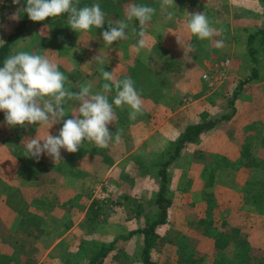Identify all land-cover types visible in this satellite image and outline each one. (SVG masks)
<instances>
[{"label": "rangeland", "instance_id": "rangeland-1", "mask_svg": "<svg viewBox=\"0 0 264 264\" xmlns=\"http://www.w3.org/2000/svg\"><path fill=\"white\" fill-rule=\"evenodd\" d=\"M159 2L161 0H110L101 7L106 14L103 28L93 27L91 30L81 33L72 30L67 25V19L61 17L51 18L46 24L29 21L23 34L15 38L12 44V53L27 51L47 55L58 64L59 70L68 77L65 86L75 91L68 72L72 65L74 71L80 69V66L77 61L70 60L67 62V57L74 55V59H77L83 53L90 52V48L99 44L104 45L102 32L108 29L110 21L113 25L117 21H126L129 24L128 29H126L127 39L114 41L112 45H108L115 47L123 54L128 52L132 42L139 40L137 35L139 23L136 22L138 20L127 21L126 9L133 4H143L155 8ZM183 2V8L186 9V21H189L190 13L203 12L214 30L219 33V35H214L211 39L206 40H200L194 36L199 43L198 49L201 51V57L210 60L212 66L207 64L206 68L203 67L202 69V73H208V77L202 75L205 83L201 85V83L198 84L192 80L193 88L198 85L196 87L199 89L197 92L183 88L182 83L185 84L186 79L168 78L163 80L164 82L178 80L177 82L181 84L180 90L175 91L177 92V97L173 102L175 107H178L179 104L190 103V105H195V108L201 109L202 114L195 117L188 116L184 123L191 118L230 116L223 118L215 131V134L222 136L219 138L220 141L212 143V146H206L200 142L196 145V147L201 146L196 154L201 162L200 169H169L168 197L171 201L169 218L168 222L157 226L160 236L152 252L159 262L168 261V264H180V255L183 250L193 247L196 251H206L207 255L203 264H212L215 257L219 256L215 255L218 250L216 248L218 237H221L224 243L227 241V236L239 230L241 234L245 235L246 233L250 241L255 244H264V157H262L264 151L259 152V145H256L258 135L251 139L252 135L259 132L263 135L264 127L252 132L249 129L252 126L248 125L250 122L248 117L251 113L259 114L255 118L261 119V121L264 118L261 103L257 107L260 110L251 111L254 109V98L256 99L259 95L256 94L257 91H261V97L264 99V51H262L264 42L259 43V34L257 33L263 25L264 14L259 0H184ZM21 10V0L20 4H14L13 0H0V42L6 39L8 34L17 26ZM152 20L148 23L149 26H145L144 29L146 40H150L153 33L162 38L165 34L168 36L169 33L175 32L174 28L173 31L171 29L167 33L161 30L153 31ZM172 25H175L174 21ZM179 31L182 36L189 38V30L185 31L181 27ZM179 31L178 34H180ZM251 33L255 35L252 38L253 43L258 46V68L263 78L246 83L244 87L247 93L240 95V91L235 96V91L239 88L238 84L255 66L250 51H248V40ZM220 40H223L224 44L223 47L218 48L216 42ZM147 49L143 48L142 52L147 53ZM209 50L213 54L215 53L212 58L209 55ZM126 77L129 76L116 79L123 80ZM131 78L140 95L146 93L149 88H154L152 85L154 83L156 85L158 81L156 78ZM74 80L77 86L87 83V80L85 81L81 76L73 78ZM98 81L106 82L103 77L99 80L97 78L92 79L91 82L95 88L92 89L93 93L97 92L96 83ZM108 96L110 100L112 93H109ZM233 108L238 111L233 112ZM160 111H156L157 113L152 110L148 111L143 106L142 114L137 115L136 119H131V121H144L149 114V119L159 117L160 120H154L155 123H158L163 118L160 117L163 114ZM72 112L66 109L68 115L65 116V119L72 118ZM186 113L190 115V112ZM180 121L183 122V119ZM244 123L245 129L241 127ZM116 124L112 126V130L115 134L117 131L119 132L120 139L116 141L113 137L106 148L110 147L112 150L114 148L111 147H115V153L120 156L135 146L134 135L137 133V127L130 125L128 121L116 122ZM35 126L38 125L8 126L5 123L4 112L0 111V199L16 193L6 189L11 180H19L16 175L17 169H23L25 165L34 164L35 166L39 162L36 158L25 156V144L27 139L34 138L37 132ZM227 133L233 135L231 142L226 138ZM244 136L245 142L243 141ZM174 140L168 142L167 139L158 137L153 144L155 148L149 150L144 145L140 151L132 154L133 156L127 160V163H121L115 169H106L104 173L88 178L89 190L86 195V206L80 208L84 215L81 214L80 210L76 213L72 234L65 242V245L73 243V247L54 246L51 248L58 238L56 233L66 232L73 225L61 220L57 221L52 215H44L42 209L36 208L34 205L37 195L31 187L27 194V200L31 202L35 216L29 221L28 229L37 230L34 231V234L43 233L47 237L43 238L38 235L29 236L28 239L21 237L20 241L16 238L12 240L8 237H0V264H36L40 260L43 261V264H91V257L95 250L116 236H120L116 249L105 258L104 264H143L140 254L143 236L139 232L129 236V232L144 226L156 217L158 206L152 203L157 191L155 182L158 180L157 169L155 168H157L158 160L167 158L165 156L168 154L167 151L164 152L165 155H162L163 148L174 149ZM248 142L250 143L249 148L253 147L257 151L256 157L251 161L254 162V168L250 169L248 179L253 178L256 182L242 184L239 182L242 181V175L239 173L240 169L237 168L244 159L240 154L234 158L233 156L238 154V150L245 149L246 151ZM91 144L87 143V149L91 148ZM241 145H243L242 148ZM3 147L5 155L2 156ZM95 148L97 147L95 146L92 150L96 152L98 149ZM86 153L90 169L98 167L95 165L97 161L95 163L90 154L87 151ZM99 153L104 154L102 151ZM10 155L17 159L8 160ZM248 156L249 154H245L246 162ZM191 158L185 159V165H188L187 162ZM135 159H141L140 165L143 169H129V163ZM173 165L174 168H178L181 161L177 159ZM107 166L109 168V165H106L104 169ZM40 169L51 168L44 164ZM104 175L108 176L109 183H105L107 185L103 190L99 189L98 184ZM243 176L245 179V174ZM94 194L95 196H93ZM94 199L100 206L98 213L90 208V203ZM201 217L212 218L213 223L200 225L199 219ZM16 226V220L6 224L0 222V227L3 229H14ZM41 229L47 230L48 233H44L45 231H41ZM2 230L0 228V233ZM29 241L31 244H28ZM36 242L38 244H35ZM182 244L190 246L183 249L181 248ZM221 247L224 253L234 254L235 245L232 242H226ZM48 248L51 249L45 253ZM114 252L116 255H113ZM257 254L264 256V249L257 251ZM59 259L65 260L66 263H59ZM181 264L191 263L183 262Z\"/></svg>", "mask_w": 264, "mask_h": 264}, {"label": "crops", "instance_id": "crops-1", "mask_svg": "<svg viewBox=\"0 0 264 264\" xmlns=\"http://www.w3.org/2000/svg\"><path fill=\"white\" fill-rule=\"evenodd\" d=\"M183 1L184 0H175L176 6L170 7L167 10L161 9V2H159L155 6L156 12L154 19L151 22L153 31L161 30L167 33L171 29L173 31L174 28L175 32L169 33L168 36L165 34V36H162V38L159 37V35L153 33V35L150 37V40H146V44H147L146 48H148L147 53L142 52L143 48L137 49L138 40H135L130 45V50L124 54L116 50L115 47H109L106 44L104 45L99 44L95 47L90 48L89 50L90 52L83 53L77 59H74V55L67 57L68 58L67 62H70V60L77 61L79 62V66H80L79 67L80 69L74 71L72 65L71 69L68 72L69 78L73 83L72 85L75 91L79 90V86L75 84L76 79L73 81V78H77L81 76V78H83L85 81L87 80V82L92 81V79L95 78L99 80V78L103 77L100 71L101 68H104L106 71H112L115 78H120L122 76H129V77H144V78L158 79L156 85L155 83L152 85V87L154 88H149L147 92L145 91L146 93L140 95V98L143 102L144 108H146L148 111L152 110L153 112L161 110L160 112H163V114L162 116L160 115V117L163 118L160 122L155 123L154 120H160L159 117L157 116L158 118L156 119L155 118L149 119V114H148L147 117L145 118L146 120L133 122L129 118V112L131 111V109L129 108L128 116L123 122L128 121L130 125L137 127V133L134 135V140L136 144L132 149L127 150L125 153L121 154L120 156L115 153V147H111L114 148L112 150L110 149V147L109 148L97 147L95 149L98 150L95 152L94 150H92V148L95 147V144H91V148L87 149L88 142H85L76 153H69L64 149H61L62 160L57 161L56 163L53 161L52 158H50L46 154L42 155L38 161L49 162L51 169H37L33 177L25 176L24 169H17L16 175L18 176L17 179L19 180L18 181L11 180L9 185H7V189H6L7 191L12 190L15 191L16 193H12V195H8V196L5 195L7 197H5L4 199L3 198L0 199V222L6 224L12 221L14 222L16 220L17 226L14 229L13 228L3 229L2 227H0L1 230L3 229L2 230L3 234L0 233V237H8L11 238L12 240L16 238L19 241L21 237H23L24 239L25 238L28 239L29 236L34 237L36 235L43 238L47 237V235L43 233L34 234V231L37 230L28 229L29 221H31L35 216L34 215L35 213L32 210V204L27 200V194L31 190V187L33 188L32 189L33 191H36L35 195H37V198H35L37 200L34 205L36 208L42 209L44 215L47 216L52 215V217L54 219L56 218L55 220L57 221L61 220L73 225L74 220L76 221V217H75L77 215L76 213H78L80 208L82 209L84 206H86V202H87L86 195H87V191L89 190L88 178L90 176L104 173L106 169L109 170L115 169L116 167H118L119 164L121 165V163L122 164L127 163V160L131 158V156H133L132 154L134 152L140 151L141 148L144 147V145L149 150L155 148L153 144L158 137L159 138L163 137L164 139H167L168 142L175 139L174 143L176 144L178 136L189 123L199 122L201 120H206L208 118H211V117H207V118L202 117L198 119L191 118L188 122L184 123V120L188 116L195 117L196 115L202 114L201 109H199V107L195 108L194 107L195 105H190V103L183 105L179 104L178 107H175V105L173 104V102L176 99L175 97H177V92L175 91L180 90L179 88L181 87V84L177 82L178 80L172 82H166V81L164 82L163 80L168 78L186 79L185 84L182 83L183 88L190 91L193 90V92L195 91L197 92L199 90L198 88H196L198 85H196V87L194 86L193 88L192 80H195L198 84L201 83V85L205 83L203 80L204 77L202 76L203 75L202 69L207 64H210L212 66L210 60L201 57V51L200 49H198L199 43L196 41L194 36L190 33L189 38H187L184 35L182 36L181 32L179 31L181 27L183 28V30L185 29V31L188 30L187 29L188 21H186L187 19L186 9L183 8L184 7ZM262 8L264 14L263 5ZM168 12L173 13L172 19L170 20L167 18ZM173 21L175 25H172ZM136 22L139 23V21ZM146 26H149V24H147ZM260 28L258 29V31L260 30ZM178 31L180 32V34H178ZM258 31L257 33L259 34L258 37L259 43H262L264 42V38H262V35ZM252 35L253 33L249 35V38ZM177 36L181 38L182 43H184L186 46L191 47L192 50L188 53V55L185 56L183 48L178 43ZM253 37L254 36H252L251 38ZM248 41H249L248 51H250L251 57L255 62V66L251 69V72L244 79H247L249 76H251L253 71H256V75H255L256 77L247 80L246 82H244L242 86H239L238 84L239 88L237 91L238 94L241 91L240 95L241 94L244 95L247 93L244 87L246 83H249L250 81L256 79H262L264 76V75L261 76L260 69L258 68V63H259L258 46H256L253 43V41L252 42L251 40ZM251 43L256 48V51L254 53L251 52L250 49V47H252ZM262 51H264V48L262 49ZM99 52L105 58L103 65L99 64L93 59V57L99 54ZM214 54L211 50H209V55L211 56V58L214 56ZM200 58L201 60H198ZM103 83H104L103 81H98L96 83V86L98 87L96 88L97 92L102 89ZM111 93L112 96L109 102H112L114 98L113 91ZM238 94H235V96H237ZM256 94L259 95L257 96L256 99L254 98V104H253L254 109H251V111L260 110V108H257L259 103H261L260 105L262 107L261 109L264 110V99L261 97L262 94L261 91H257ZM243 102L245 103V101ZM77 103L78 102L76 101H68L65 104V108L74 112L76 111V108L78 106ZM236 111L238 110L236 108H233V112ZM186 112H190V115H188V113ZM258 115H255V113L253 114L251 113L248 117L250 121L248 125L252 126V128L249 127V129H251L252 132L256 131V129L264 127V118L262 119V121L261 119L255 118ZM180 119H183V122L180 121ZM116 122L122 123L118 119H116L115 122L109 125L110 126L109 130L110 132L113 133L114 139L116 134L113 132L112 126H114ZM219 122L214 127L204 132L200 136V139L196 141L188 142L185 146H183L178 152V154L175 156V158L172 159V162L169 164L167 169L168 170L169 169H200L201 162L196 156V154H197V150L201 146L196 147V145H198V142H200V144H205L206 146H212V143H216L217 141H220L219 138H222V136H220L219 134L218 135L215 134L216 133L215 131L219 126ZM238 125L239 124L237 123V126ZM61 127H62V122L53 125L50 129L49 126H41V125L35 126L37 132L35 133L34 138L37 135H38L37 138H42L46 136L48 134V130L50 134L58 135L59 129ZM241 127H244L245 129V123L241 125ZM138 130L141 131L139 132ZM259 133L252 135L251 139L255 138L257 135L259 136L258 140H256L257 141L256 145H259L258 146L259 152H261L264 151V133L263 135ZM231 136L233 137L232 134L229 133L226 134V138L229 140V142L232 141ZM243 141L245 142V136ZM41 143H43V141H41ZM242 146L243 145H241V148ZM247 147H245L247 148L246 151L245 149L238 150L237 151L238 154H234L233 156L234 158L240 154L244 159L241 161L242 163L237 168L240 169L239 173L242 175V181H239L242 184L249 183L248 180H251L248 179L250 169L254 168L253 165L254 162L251 161H253V158L256 157V153H257V151L253 149V147L251 149L249 148L250 147L249 142ZM163 149L164 151L162 152V155H165L164 152L167 151L168 154H166L165 156H167L166 159H169L171 157L170 150H168L167 147L166 148L164 147ZM86 151L94 159L95 163L97 161V164L95 165H98V167H94L90 169V166L88 165V161L86 159L87 157ZM99 151L104 152V154L99 153ZM172 152H174V150H172ZM245 154L246 155L249 154L247 162L245 161ZM3 155H5L4 147H3L2 156ZM189 157L192 158L187 162L188 165H185V159ZM262 157H264V155ZM15 158L16 157L13 158L10 155L8 157V160ZM177 159L181 161V165H179L178 168H174L173 163L176 162ZM164 160H158L156 165L157 168L155 169H160L162 165L161 163ZM140 162L141 159L138 160L135 159L134 161L131 160V162L129 163V169H143V167L140 165L141 164ZM106 165H109V168L107 166L104 169ZM244 174H245V179L243 176ZM100 180L101 181L99 183L101 185L98 184V187L99 189L104 190L106 185L109 183L108 176L104 175L102 178H100ZM252 180L254 179L252 178ZM155 183L157 186L158 183L157 182ZM39 194L40 197H38ZM93 196H95V194ZM80 211L81 214L84 213L82 210ZM71 217L73 219H70ZM74 226L75 225H73L66 232L63 231V233L62 232L56 233V237L58 238L51 248H54V246H64L65 248H67L66 246L73 247L72 245L73 243L72 244L69 243L71 245H65V242L66 239H68L69 236L72 234ZM41 231H45L44 233H48L47 230L41 229ZM28 244H31V241H29ZM35 244L38 243L36 242ZM51 248H48L45 251V253L49 252ZM58 261L59 263L62 262L66 263L64 262L65 260L63 261L62 259H59ZM42 262L43 261L40 260L36 264H43Z\"/></svg>", "mask_w": 264, "mask_h": 264}, {"label": "clouds", "instance_id": "clouds-1", "mask_svg": "<svg viewBox=\"0 0 264 264\" xmlns=\"http://www.w3.org/2000/svg\"><path fill=\"white\" fill-rule=\"evenodd\" d=\"M13 3L20 4V0H13ZM78 4L79 0H26L24 11L34 22L67 14V25L79 33L93 27L103 28L106 14L98 3L84 7H78ZM174 6L175 0H161V9ZM155 12V8L143 4H133L126 9L127 21H139L137 49L147 47L144 29ZM172 16L173 13H167L169 20ZM128 27L126 21H117L114 25L110 21L108 29L102 32L103 41L110 46L114 41L127 39ZM187 29L200 40L219 35L203 12L190 13ZM177 40L185 56L188 55L191 47L182 43L178 36ZM223 44V40L217 41L216 47H223ZM93 59L104 64L105 58L100 52ZM100 71L106 81L100 91L93 93L91 81L81 84L78 91H72L65 86L68 77L47 55L19 51L4 60L0 66V111L4 112L5 123L11 127L38 124L50 129L62 122L58 135H52L48 130L42 138H37V135L27 139L25 156L39 160L46 154L56 163L62 160L61 149L76 153L85 142L106 148L113 139L108 126L117 119L114 106L121 109L128 106L131 109L129 118L133 120L142 114L143 102L132 78L118 80L112 71L104 68ZM113 89L116 95L109 102L108 94ZM68 101H76L78 106L72 112V118L65 119ZM119 139L117 131L115 140Z\"/></svg>", "mask_w": 264, "mask_h": 264}, {"label": "trees", "instance_id": "trees-1", "mask_svg": "<svg viewBox=\"0 0 264 264\" xmlns=\"http://www.w3.org/2000/svg\"><path fill=\"white\" fill-rule=\"evenodd\" d=\"M22 1V10L20 12V19L15 27V29L8 34L7 38L2 40L0 42V66H3L4 60L13 55L12 53V44L15 41L16 37H19L23 34L25 31L28 22L32 21L29 19L28 14L24 11V7H26V0ZM263 7H264V0H260ZM75 2V0H74ZM105 2H110V0H79L78 7H84V6H91L93 4H99L101 7L104 5ZM106 3V4H107ZM64 19H67V14L58 16ZM52 17L46 18L44 21L36 22L37 24H46L49 22V20ZM262 38H264V19H263V25L258 31ZM255 36V35H252ZM252 36H250L249 40L252 42ZM250 49L251 52H255L256 48L251 43ZM256 75V71H253L251 76H249L247 79L241 80L239 83V86H242L244 82L247 80H250ZM235 94H238V91H236ZM116 95L115 89H113V97ZM115 112L117 119L120 122L125 121L126 117L128 116L129 107L124 106L123 109L119 107H115ZM230 115H223L222 117H211L206 120H201L199 122L189 123L186 128L180 133V135L177 138L176 144L174 146V149L171 148V157L169 159L164 160L161 164L160 169H157L158 174V181H157V191L155 194L154 199L152 200V203H155L158 207L156 212V217L152 219L150 222L145 224L144 226L137 227L135 229H132L129 232V236L139 232L142 234V240H143V246L141 248V262L143 264H168V261L159 262L158 259H156L153 255V248L157 244L159 239V232L157 231V226L159 224H164L168 222V216H169V207L171 204L170 198L168 197V191H169V181H170V173L167 167L172 162V159L175 158V156L178 154L180 149L185 146L188 142L196 141L200 139V136L206 132L207 130L214 127L222 118L229 117ZM172 149L174 152H172ZM44 164L48 167H50L49 162H42L39 161L35 166L34 165H25L23 167L24 169V175L27 177H33L35 174V171L37 169H40ZM256 180H248L249 183H253ZM91 210H94L96 213L99 212V204L97 203V200L94 199L90 203ZM213 223L212 218H206L202 217L199 219V224H211ZM120 239V236H116L113 238L110 242L100 245L94 252V254L91 257V264H104L105 258L113 252L114 249H116V245ZM233 243L235 245L234 248V254H228L224 253L222 249V245L225 243ZM223 243V239L221 237L217 238L216 242V248L218 257H215L212 264H262L264 263V256H261L257 254V251H261L264 249V244H255L251 242L248 239V235L245 233L241 234L239 230L237 232H233L232 235L227 236V241ZM190 245L182 244L181 248L185 249L188 248ZM113 255H116L114 252ZM206 252L198 250L196 251L193 247L189 249L183 250L182 254L180 255V264L185 263H191V264H203L206 258ZM116 259V256H115Z\"/></svg>", "mask_w": 264, "mask_h": 264}, {"label": "built area", "instance_id": "built-area-1", "mask_svg": "<svg viewBox=\"0 0 264 264\" xmlns=\"http://www.w3.org/2000/svg\"><path fill=\"white\" fill-rule=\"evenodd\" d=\"M203 76H204V77H208V73H207V72H204V73H203Z\"/></svg>", "mask_w": 264, "mask_h": 264}]
</instances>
